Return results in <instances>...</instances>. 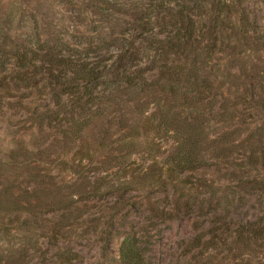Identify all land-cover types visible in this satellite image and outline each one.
Instances as JSON below:
<instances>
[{
	"label": "trees",
	"instance_id": "16d2710c",
	"mask_svg": "<svg viewBox=\"0 0 264 264\" xmlns=\"http://www.w3.org/2000/svg\"><path fill=\"white\" fill-rule=\"evenodd\" d=\"M263 58L264 0H0V122L27 127L0 155V247L22 237L0 264H39L32 249L79 264L67 241L89 233L81 205L100 197L101 255L121 241L99 264H153L148 231L209 208L184 257L264 264ZM137 185L150 195L140 226L127 214ZM249 201L262 211L234 221Z\"/></svg>",
	"mask_w": 264,
	"mask_h": 264
},
{
	"label": "rangeland",
	"instance_id": "374dc122",
	"mask_svg": "<svg viewBox=\"0 0 264 264\" xmlns=\"http://www.w3.org/2000/svg\"><path fill=\"white\" fill-rule=\"evenodd\" d=\"M82 31L80 28L73 29L68 37L76 44H80L82 42ZM249 66V64H248ZM253 67V66H252ZM257 71L255 72H264V58L262 63L257 65ZM256 74V73H255ZM258 74V73H257ZM252 76L248 75V79L252 80ZM264 78V74H263ZM248 83V81H247ZM245 110L244 114L248 115L249 110L244 106ZM17 118H5L2 123L0 122V155L7 154L9 150L13 147L14 142L20 140L24 137L22 133H26L27 127H24L23 123L18 122ZM253 130L252 133L255 132L256 139H264V132L258 128ZM250 131H240L234 135L235 140L239 139H247ZM164 143V141H163ZM137 156H133V160H138ZM232 161V160H231ZM148 161H146L147 163ZM210 172V171H209ZM226 176L227 178L230 176L225 175V173L217 174L215 179L222 178ZM138 186V185H137ZM136 191H131L132 197L131 202L133 206H130V210H128V218L129 223L134 226H140L141 223L149 222V214L147 211L146 200L150 195L147 194L148 191L145 189V185L138 186ZM111 192H107L108 196H112ZM114 194V193H113ZM107 198V197H105ZM104 197H100L96 200L87 202L86 204H82L81 208L85 215V217L89 220V233L80 234L78 236L72 237L68 242V246H71L77 253L81 256V262L79 264H99L100 262H109L110 258H116L118 247L120 244V238H114L108 243L107 253L104 257L101 255V250L99 248L100 243L98 241L97 235L93 232L92 224H95L99 219L102 218L103 213L101 210L109 207L108 201L105 200ZM151 202L155 204L159 208H163L168 206L166 201L160 197L158 199H151ZM245 207L242 208H232L230 209L231 215L234 216V221H241L249 216L258 215L262 208L259 207L255 202L252 201L245 202ZM208 213L207 217H204L201 211H194L190 215L181 216L176 219H172L165 223H158L157 227H153L148 231L147 237L145 238L149 242V259L153 264H193L196 260L191 258V256L184 257L181 252V248L183 247V242L188 241L194 235V226L203 225L205 227L210 226L213 217L211 216L212 209L209 208L204 212ZM124 212V211H123ZM4 239V240H3ZM2 246L0 247V253L5 252L9 247L14 246L15 244H21L22 237L21 236H11L2 238ZM45 240L42 236L39 237V242H43ZM105 256H107L105 258ZM50 256L48 255V258ZM26 259L32 262H37L42 264L43 258L40 252L36 249H32L25 256ZM230 257L227 255H220L219 259H221L222 263L220 264H232V261H227ZM202 260V259H201ZM232 260V259H231ZM216 264H218L216 262Z\"/></svg>",
	"mask_w": 264,
	"mask_h": 264
}]
</instances>
